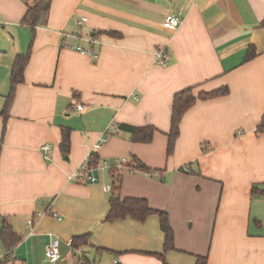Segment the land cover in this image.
I'll use <instances>...</instances> for the list:
<instances>
[{
    "label": "crops",
    "instance_id": "crops-1",
    "mask_svg": "<svg viewBox=\"0 0 264 264\" xmlns=\"http://www.w3.org/2000/svg\"><path fill=\"white\" fill-rule=\"evenodd\" d=\"M33 1L0 0V231L20 237L10 253L0 238V264H76L83 252L96 264H162L158 214L106 221L113 194L168 212L171 264H195L197 255L207 264H264V195L252 192L264 190V0H51L32 27L24 18ZM179 11L182 25L165 28ZM161 48L167 65L157 59ZM19 54L29 61L5 115ZM187 87L228 92L194 102L169 153L174 95ZM122 123L156 131L146 143L124 130L104 133ZM102 136L98 180L70 179ZM134 156L151 169H130ZM114 182L119 189L107 191ZM190 220L197 233L182 239ZM85 233L89 245L75 251L70 240ZM54 239L60 257L52 263Z\"/></svg>",
    "mask_w": 264,
    "mask_h": 264
},
{
    "label": "trees",
    "instance_id": "trees-1",
    "mask_svg": "<svg viewBox=\"0 0 264 264\" xmlns=\"http://www.w3.org/2000/svg\"><path fill=\"white\" fill-rule=\"evenodd\" d=\"M51 0H34L28 7L26 12L24 22L32 27L39 24L41 16L46 13L50 6ZM264 24V20L262 21ZM254 55V50L249 51V56ZM29 61L28 54H19L14 62L13 71L11 75L12 87L9 95L7 96V101L3 114H7L9 109L10 100L15 91L16 86L23 81L24 70ZM228 92L227 87H221L212 91H201L195 93L192 87L184 88L175 93L173 104H172V115H171V128L168 132V152L170 153L176 142V139L180 132V123L185 112L194 104L198 98L208 99L215 96L223 95ZM121 130L129 132L131 134V139L134 142L146 143L152 140L156 128L152 125L137 126L132 124L122 123L119 125ZM257 133H264V115L257 126ZM61 149L64 153H68L70 150V136L69 132L65 129L63 130V136L61 141ZM133 164H131L130 169H142L150 170L151 168L147 166L143 161H141L137 156L133 157ZM91 166L96 167L99 165V158L95 155L90 162ZM184 169V168H183ZM112 170L113 177L115 180L121 182V175H114L116 171ZM119 187L116 186V182L112 185V192L117 191ZM253 194L264 195V190L257 189L256 187L252 190ZM152 214H158L160 218L161 229L164 233V244L163 252L158 254L159 258L162 260V264H171L166 259V253L170 250L175 249V234L174 229L170 223L169 214L165 210H157L150 206L146 198L142 197H125L122 198L119 195L113 194L110 197V210L105 218L106 221H114L122 218H132L140 222H145L147 217ZM0 238L7 249H13L15 245L19 242V236L13 232L10 228L4 226L0 231ZM90 233L75 235L72 238L71 246L77 251L81 247L89 245ZM11 250L9 251V253ZM77 257L76 264H96L86 253L83 254L75 253ZM6 256H9L8 254ZM207 256L197 255V260L195 264H207ZM121 264V263H114Z\"/></svg>",
    "mask_w": 264,
    "mask_h": 264
},
{
    "label": "built area",
    "instance_id": "built-area-1",
    "mask_svg": "<svg viewBox=\"0 0 264 264\" xmlns=\"http://www.w3.org/2000/svg\"><path fill=\"white\" fill-rule=\"evenodd\" d=\"M184 17L181 11L177 12V13H169L167 14V16L165 17L164 21H163V26L165 28L171 29V30H175L177 28H179L182 23H183ZM87 21V17H82L78 23L80 25H82L84 22ZM78 37V36H76ZM91 41V40H90ZM63 45L68 47V48H73L83 54H94V56H97L96 53H94L92 48H85L82 44H70L68 42H63ZM156 56L157 59L161 62V64L163 65H167L169 63L168 60V56L167 53L165 51L164 48L158 49L156 51ZM78 109L82 110L83 109V105H78ZM121 131L119 125L117 124H111L109 125L106 130H105V134H117ZM108 137L107 136H102L93 146L92 150L89 152L85 162L81 165V168L79 170H77L76 172L72 173L70 175V179L74 178L80 181H87V182H96L98 180L97 176L92 174V171L97 168L98 166L94 167L90 165V162L92 161L93 157L95 156L94 152H97L101 146L107 141ZM43 149L45 151H47L48 149H50V145L49 144H45L43 145ZM127 162L126 158H123L120 162L118 167L121 168L123 166V164H125ZM104 163H106V161H104ZM111 186L108 185L106 186V190L110 191L111 190ZM52 216H57L58 214L54 211L51 212ZM29 223L33 224V220H30ZM70 242L72 243V240H70ZM59 245H60V240L59 239H54L50 246L47 248L46 250V255L47 258L50 262L54 263L56 262L59 257H60V252H59Z\"/></svg>",
    "mask_w": 264,
    "mask_h": 264
},
{
    "label": "rangeland",
    "instance_id": "rangeland-1",
    "mask_svg": "<svg viewBox=\"0 0 264 264\" xmlns=\"http://www.w3.org/2000/svg\"><path fill=\"white\" fill-rule=\"evenodd\" d=\"M191 221H192V220H190V221L188 222V225H183L184 230H183L182 233H181V237H182V239H183L186 235H195V232L197 231V227H196V228H193V230H192V228L190 227ZM196 233H197V232H196ZM204 233H205V235H206L207 232H204Z\"/></svg>",
    "mask_w": 264,
    "mask_h": 264
},
{
    "label": "water",
    "instance_id": "water-1",
    "mask_svg": "<svg viewBox=\"0 0 264 264\" xmlns=\"http://www.w3.org/2000/svg\"><path fill=\"white\" fill-rule=\"evenodd\" d=\"M43 19H44V13H43V15H42V17H41L40 23L43 22Z\"/></svg>",
    "mask_w": 264,
    "mask_h": 264
}]
</instances>
